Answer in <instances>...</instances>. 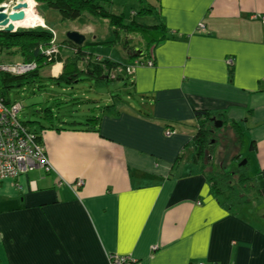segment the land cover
Listing matches in <instances>:
<instances>
[{
  "label": "crops",
  "instance_id": "crops-1",
  "mask_svg": "<svg viewBox=\"0 0 264 264\" xmlns=\"http://www.w3.org/2000/svg\"><path fill=\"white\" fill-rule=\"evenodd\" d=\"M100 2L114 14L115 1ZM139 2L140 10L155 9L141 19L150 26L161 19L168 31L144 59L153 67L140 63L131 72L128 99L104 93L114 107L97 116L93 130L48 115L55 127L39 128L53 172L39 168L0 181L1 264H109L112 254L131 255L134 264H264V0ZM132 17L141 23L137 13ZM94 20L87 17L81 31L72 28L91 44L111 40L115 27L102 20L107 36L99 37ZM111 48L122 50L124 60L88 52L127 66L137 62L120 44ZM51 68L43 69V79L61 75L63 69L52 74ZM64 91L47 96L48 105ZM198 110L210 113L214 134V118L233 132L239 126L238 149L251 143L244 166L258 195L250 202L227 204L213 190L216 137L198 156L192 143Z\"/></svg>",
  "mask_w": 264,
  "mask_h": 264
},
{
  "label": "trees",
  "instance_id": "trees-1",
  "mask_svg": "<svg viewBox=\"0 0 264 264\" xmlns=\"http://www.w3.org/2000/svg\"><path fill=\"white\" fill-rule=\"evenodd\" d=\"M5 1L7 0H0V5ZM139 1L144 3L148 0ZM36 2L38 5L59 12L63 21H79L85 23L87 17L99 19L101 21L108 20L110 24L115 27L111 31L114 38L111 37V40L106 42L94 41L92 44L107 45L109 47L120 44L126 52H129V55L133 56L134 60L137 59L136 61L138 64L147 63V60L144 59L151 57L150 53L154 51V48L157 45L164 41L166 33L168 32L161 19H159V23L152 26L138 23L136 20H132L131 23L126 24L123 14H113L105 7V4L103 5V3L100 2V0H36ZM145 11L151 13L152 11H155V9H142L139 11L138 15L146 14ZM129 35L139 36L140 39H128ZM52 39L53 35L51 34V31L43 27L18 30L17 32L12 33L0 30V56L3 55V57L8 58L9 60L11 59L10 57H18L20 61H17V63L36 64V69L34 71L22 76L6 73L2 71L0 67V96L6 104L14 105L15 103L20 102H11V100L4 95L5 91L15 87H23L26 86V84H32L34 82H37L38 84V80L40 83L46 81L54 88H56V86L60 88H72L75 84L84 81L82 80L84 76L86 77L85 80L95 81L96 84L125 80L124 85H127L126 82L129 81V76L131 74L128 73V68L132 67V65L127 66L109 58L106 60L104 58L100 59L99 56L90 54L88 51L92 44L87 41L83 43V46H78L65 38V40L59 45L53 44V47L50 43ZM122 39L124 40L122 41ZM65 48L71 52L68 57H65L63 54L64 50L62 51V49ZM136 49H139V51L142 50L144 55L140 58L135 57ZM150 49H152L151 52ZM60 63L63 64V70L61 75L57 78L50 76L49 79H43L41 77V71H43L44 68L53 67ZM233 69L234 65L232 64L229 69L231 77L234 75ZM46 84L45 87H47ZM38 89H41V86H38ZM117 96L121 98L119 95H115L114 97L117 99ZM113 107V105H109L108 107H103V109H110ZM43 112L47 116L53 115L52 109H49L48 107L44 109ZM44 114L43 117L47 120L49 116L46 117ZM98 117L88 119L84 125L86 127L84 130H93L96 127L94 125H97L99 122ZM196 118L197 121H199V130L192 143L198 149V156H204L208 150H211V146L213 145L211 141H215L216 134L213 132L214 124L211 121L210 113L207 111L198 110L196 112ZM20 121L22 127L26 129L27 132L30 131L36 135L38 144H42L43 142L41 140V131L39 132L36 128L32 129L30 125L38 124V127L48 130L55 127L53 123L50 125L49 123L44 124L43 126L41 122L25 123L22 119H20ZM74 123L78 124V122ZM238 129L239 126H234L236 137L235 143L236 141L238 142V140H241L242 136V131H238ZM242 141L243 140L239 143L242 144ZM251 148H254L253 144ZM233 158L234 160L237 159L238 155H234ZM241 169L242 168L240 167L238 170L230 171L228 173L226 171L217 172L211 177V181L214 182L213 190L216 194L218 193L221 196H225V202H227V204L241 206V204L250 202L247 194H253V196L258 195V189L255 187L256 184L254 178L245 173H240Z\"/></svg>",
  "mask_w": 264,
  "mask_h": 264
},
{
  "label": "rangeland",
  "instance_id": "rangeland-1",
  "mask_svg": "<svg viewBox=\"0 0 264 264\" xmlns=\"http://www.w3.org/2000/svg\"><path fill=\"white\" fill-rule=\"evenodd\" d=\"M14 1L17 0H7L3 2L1 5L4 4H9L10 7L13 4ZM35 1V12L37 15L44 20L45 17V22L48 23L53 29H51V34L53 35V39L50 41L52 44L51 46L54 47L53 44H57L58 40H64L67 37V33L70 31L77 32L73 30L72 27H76L79 31H81L83 28H85V24H88L89 21L84 22H79V21H63L61 19V15L59 12L45 8L44 6H38ZM115 1V5H113L111 8L113 9L114 14H123L126 10V19L128 20L129 23H131L132 14L137 13V17L135 19H141L142 14L138 15V12L140 10L139 5L137 1L139 0H112V2ZM16 3V2H15ZM140 3V2H139ZM134 11V13H132ZM44 22V21H43ZM141 23H147L150 22V20L144 18L141 19ZM145 23V24H146ZM92 27L95 28L97 33H101L99 37H106L107 32L106 29L108 27V24L103 25V21L99 20H94V22L91 25ZM40 27V24L37 26ZM79 33V32H77ZM84 34V33H80ZM85 35V34H84ZM110 37V36H109ZM114 38V35L112 36ZM93 38L88 37V40H92ZM60 44V43H59ZM58 44V45H59ZM57 45V46H58ZM59 47V46H58ZM91 52L95 53H100L102 55L109 54L111 52L114 53L112 54L113 58L115 60L123 61L124 60V55L122 50L119 49H113L109 46L105 45H95L91 46L89 48ZM3 55L0 56V62H6L5 60L8 59H3ZM9 64H14V62H17L19 60L18 57H10ZM17 60V61H16ZM5 64V63H3ZM57 68L59 70H57ZM61 65L59 66H53L51 68V73L52 74H60L61 72ZM45 70L41 71V74L44 73ZM49 72V71H47ZM86 77L84 76L80 83L75 84L72 89L68 88L66 90L65 88H60L56 86V88L52 89L49 84H47V87H45V84L47 83L44 81L43 83H40L38 80L37 82H34L32 84H26V86L23 87H15L10 90L5 91L4 95L6 98L11 100V102L19 101L22 106H24L23 111L19 114V118L22 119L25 123L28 122H41V124L44 126V122L48 123V121L45 120L43 117L44 114V109L47 107L52 109L54 112V116H60L63 118H70L71 122L74 125V122H78V126L85 125L88 119L92 117H97L101 115V112H108L109 109H99V107H104L108 106L109 102H107L108 96L104 93L112 92L115 95H119L121 98L124 100L128 99L130 95L127 93H131L133 89L130 88L131 84L129 87L126 85L128 88L127 92L124 90V83L125 80H119V81H110L107 83V85H104L102 87H97L95 85V81H90V80H85ZM36 81V80H35ZM38 86H41V89H38ZM63 89L65 90L64 94H61V98H58V102H51L48 103L46 102V97L50 96L52 93H57L60 94L63 92ZM129 90L131 92H129ZM1 92V91H0ZM60 100L62 102H60ZM58 125V123H56ZM32 128H36L39 132L41 129L38 127V124L36 125H31ZM216 141L213 145V156L214 159L213 161L210 162V165H214L215 167V172H222L226 171L227 173L230 171H236L240 167L242 168L240 170V173H245L249 175V167L246 168V166H240V164L243 163L244 160L251 154L249 153V145L246 147H241L238 149V147L235 146V133L232 131L231 125L229 122H226V124L221 127V128H216ZM238 149V153L237 150ZM237 153L238 158L235 159L232 162L231 157L233 154ZM231 159V160H230ZM205 162V161H204ZM224 162V167L225 169L223 170L222 164L220 163ZM252 171L250 172V174ZM250 176V175H249ZM248 199H252V195L247 194ZM223 200L226 199L225 196H222Z\"/></svg>",
  "mask_w": 264,
  "mask_h": 264
},
{
  "label": "built area",
  "instance_id": "built-area-1",
  "mask_svg": "<svg viewBox=\"0 0 264 264\" xmlns=\"http://www.w3.org/2000/svg\"><path fill=\"white\" fill-rule=\"evenodd\" d=\"M203 28V25H199ZM229 65L233 64L231 60ZM153 67L152 61L145 63ZM1 70L11 75H26L36 69L34 63L2 64ZM139 67L136 62L128 68V73ZM23 106L21 103L8 105L0 96V181L6 179L16 180L21 175L35 169H43L47 173L53 172V165L49 162L42 144H38L36 135L22 127L19 114ZM83 180L77 181L82 186ZM131 255L115 254L109 256V264H134ZM204 264V263H200Z\"/></svg>",
  "mask_w": 264,
  "mask_h": 264
},
{
  "label": "water",
  "instance_id": "water-1",
  "mask_svg": "<svg viewBox=\"0 0 264 264\" xmlns=\"http://www.w3.org/2000/svg\"><path fill=\"white\" fill-rule=\"evenodd\" d=\"M26 5L21 0H17L16 3L12 4L11 7L9 4L0 5V30H4L8 33L17 32L18 30L31 29V28H22L16 27L14 22L23 21L26 14L23 11V8ZM34 28V27H33ZM70 42H73L75 45L83 46V43L86 41V36L77 32L70 31L67 33L66 37ZM137 57L143 55V51L136 49ZM215 126L221 127L223 123L221 121L215 120ZM247 163V160H244L240 166H244Z\"/></svg>",
  "mask_w": 264,
  "mask_h": 264
},
{
  "label": "bare ground",
  "instance_id": "bare-ground-1",
  "mask_svg": "<svg viewBox=\"0 0 264 264\" xmlns=\"http://www.w3.org/2000/svg\"><path fill=\"white\" fill-rule=\"evenodd\" d=\"M22 4L24 3L26 7L23 8L24 13L26 14L23 21L14 22L16 27L22 28H33L35 26L43 25V20L35 12V1L33 0H21ZM57 70H59L57 68Z\"/></svg>",
  "mask_w": 264,
  "mask_h": 264
},
{
  "label": "clouds",
  "instance_id": "clouds-1",
  "mask_svg": "<svg viewBox=\"0 0 264 264\" xmlns=\"http://www.w3.org/2000/svg\"><path fill=\"white\" fill-rule=\"evenodd\" d=\"M33 1H34V0H33ZM15 2H16V1H14L13 4H14ZM36 3H37V2H36ZM37 4H38V3H37ZM35 27H37V26H35ZM35 27H34V28H35ZM40 27H43V26H40ZM43 28H44V27H43Z\"/></svg>",
  "mask_w": 264,
  "mask_h": 264
}]
</instances>
